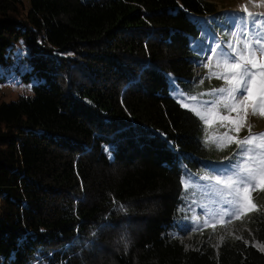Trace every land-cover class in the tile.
I'll return each mask as SVG.
<instances>
[{
  "label": "trees",
  "instance_id": "1",
  "mask_svg": "<svg viewBox=\"0 0 264 264\" xmlns=\"http://www.w3.org/2000/svg\"><path fill=\"white\" fill-rule=\"evenodd\" d=\"M215 11L207 0H0V89L19 50L30 88L0 101V264H264V213L249 224L259 248L185 249L190 233L173 225L182 168L209 153L166 75L191 94L189 40Z\"/></svg>",
  "mask_w": 264,
  "mask_h": 264
},
{
  "label": "rangeland",
  "instance_id": "2",
  "mask_svg": "<svg viewBox=\"0 0 264 264\" xmlns=\"http://www.w3.org/2000/svg\"><path fill=\"white\" fill-rule=\"evenodd\" d=\"M22 1L26 2V0ZM207 1L215 5L216 11L195 21L198 35L189 40L191 60L193 62L200 60L202 63L200 68L195 70L196 75L193 74L197 80L195 79L191 84V94L185 93L180 88L173 74L166 75L170 96L201 119L202 128L199 137L209 153V158L199 159L194 170L188 167L182 168L183 192L173 225L175 233L178 231L190 233L179 238L185 249L193 248L202 240H207L210 246L216 248L224 240L233 238L243 239L259 248L256 241L250 240L249 224L253 215L264 213V181L257 179L253 185L241 190L240 209L233 218L229 219L228 216L220 214V210L224 207L221 197L227 190L222 185L201 177L221 175L230 163L235 164L240 159L239 149L233 140H243L249 135V128L253 135L264 133V115L259 113L253 115L251 102H245L246 109L240 111L238 115L236 111L231 110L238 106L226 93L213 91L229 87L223 78L229 75V72L221 62L219 50L226 49L229 44L238 51L243 50V44L239 41L244 39L245 30L249 33L247 39L253 43L258 32L264 34V28L257 29L251 22L252 19L264 21V0ZM249 13L252 14L251 17L248 16ZM239 17L246 18L247 29L242 27ZM237 30L240 31L238 38L232 35ZM218 45L219 49H217ZM210 49L217 51L212 52ZM23 55L21 50L16 52L13 65L9 68V79L0 89L2 94L0 101L9 102L30 94V88L19 83L15 71L16 65L20 68ZM254 58L257 59L258 64L264 63V55L260 52H256ZM25 65V63L22 65V73L27 72L28 68H25ZM209 101L216 103L211 105L206 103ZM237 128L239 131L236 130ZM230 157L231 160L228 159ZM227 198L231 199V197Z\"/></svg>",
  "mask_w": 264,
  "mask_h": 264
},
{
  "label": "snow or ice",
  "instance_id": "3",
  "mask_svg": "<svg viewBox=\"0 0 264 264\" xmlns=\"http://www.w3.org/2000/svg\"><path fill=\"white\" fill-rule=\"evenodd\" d=\"M244 11L246 12L247 9L245 8ZM248 16L251 17L252 14L249 13ZM239 22L244 29H247L245 17H239ZM251 22L253 27L257 29L264 28V21L252 19ZM248 34V31L245 30L243 32L244 39L239 41L243 44V50L238 51L231 44L226 49L219 50L221 62L229 72V75L223 77L229 87H222L213 91L226 93L238 106L231 109L236 111L238 115L240 111L246 109L245 102H251L253 115L258 113L264 115V63L258 64L257 59L254 58L256 52L264 55V34L258 32L254 43L247 39ZM232 35L238 38L240 31H234ZM217 49H219V45ZM217 49H210V51L216 52ZM206 103L211 105L215 104L216 101ZM201 118L203 119V117ZM236 130L239 131L238 128ZM257 141L260 143L257 144ZM233 142L237 144L240 159L235 164L230 163L221 175L201 177L204 180L214 181L227 190L225 195L221 197L224 207L220 210V214L228 216L229 219L233 218L240 209L241 190L253 185L257 179L264 181V133L253 135L251 128H249L248 136L244 137L243 140H233ZM228 159L231 160L232 158ZM227 197H231V199Z\"/></svg>",
  "mask_w": 264,
  "mask_h": 264
},
{
  "label": "built area",
  "instance_id": "4",
  "mask_svg": "<svg viewBox=\"0 0 264 264\" xmlns=\"http://www.w3.org/2000/svg\"><path fill=\"white\" fill-rule=\"evenodd\" d=\"M200 65H202V63H201L200 60L196 61V63L193 65L192 73H193L194 75H196L195 70L198 69V68H200V67H199Z\"/></svg>",
  "mask_w": 264,
  "mask_h": 264
}]
</instances>
